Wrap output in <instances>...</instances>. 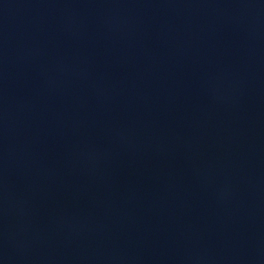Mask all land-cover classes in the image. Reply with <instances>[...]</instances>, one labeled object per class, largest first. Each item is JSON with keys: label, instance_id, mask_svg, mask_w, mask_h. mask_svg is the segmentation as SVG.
<instances>
[{"label": "water", "instance_id": "obj_1", "mask_svg": "<svg viewBox=\"0 0 264 264\" xmlns=\"http://www.w3.org/2000/svg\"><path fill=\"white\" fill-rule=\"evenodd\" d=\"M0 264H264V0H0Z\"/></svg>", "mask_w": 264, "mask_h": 264}]
</instances>
